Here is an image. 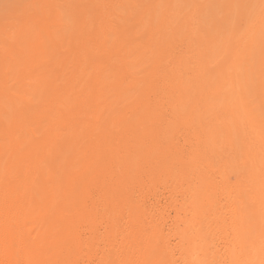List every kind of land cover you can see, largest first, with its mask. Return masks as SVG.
<instances>
[{
  "label": "bare ground",
  "instance_id": "obj_1",
  "mask_svg": "<svg viewBox=\"0 0 264 264\" xmlns=\"http://www.w3.org/2000/svg\"><path fill=\"white\" fill-rule=\"evenodd\" d=\"M76 1L68 10L79 9ZM82 12L59 33L51 22L40 32L22 25L0 52V264H264V128L245 104L227 111L243 118L233 125L245 148L219 158L216 171L214 148L201 140L207 132L174 113L195 72L183 58L201 60L194 43L167 71L176 52L163 26L144 50L155 55L149 71H137V51L111 30L119 14L88 23ZM201 106L204 115L212 111ZM169 128L176 137L167 138ZM65 148L80 156L75 173L55 164ZM236 166L244 172L231 171Z\"/></svg>",
  "mask_w": 264,
  "mask_h": 264
},
{
  "label": "rangeland",
  "instance_id": "obj_2",
  "mask_svg": "<svg viewBox=\"0 0 264 264\" xmlns=\"http://www.w3.org/2000/svg\"><path fill=\"white\" fill-rule=\"evenodd\" d=\"M42 1L43 4H41ZM74 2L73 0H0V52L12 48V45L15 43L14 41H16V32L24 25H26L28 29H37L40 32L45 25L41 24V22H51L49 28H54L56 32L59 33V30L64 31L61 27L64 26L63 28H67L68 23L71 24L74 22V19L69 18V15L73 12L77 13L80 9H82L83 12L85 11L83 17L88 19V23L90 19L98 18V15L100 17L106 13L108 15L111 12H115L114 14H119L121 18L117 20V24L111 28L112 33L116 34V37L121 35L119 41L122 44L125 43L124 45L128 47L129 50H133V52L137 51V54L136 52V55L134 54V60L136 63L138 61L140 63H133L134 69L138 71L140 66H142L144 70L149 71L151 67L150 64L154 62L155 55L151 52L149 54L148 52L145 53L144 50L149 48L151 44L150 40L157 39V36L162 33L161 28L167 26V30H165L166 33H163L167 34V47L169 49L175 48L176 52L172 57H167V61H169L167 62V71L171 69L170 72H173L175 70L178 57L181 54L180 50L183 48L186 50L190 42L194 43L193 48H197V52L199 56H201L199 63L194 61V57H192L194 53H192L188 59L187 57L183 58L186 63V69H189L188 73L192 74V72L195 71L196 74L194 72L192 76L188 75L191 88L189 91H184V94L182 93V101L179 100L180 103L176 105L179 112L174 110V113H180L181 116H183L184 126H189V128H191L192 123L197 126L198 131L199 128H202L207 132L201 140L207 141L208 144H211V147L214 148V159L215 163H217L216 171H220L222 168V164L218 163L219 158L228 157L231 159L234 155L232 159H235L237 155L243 154L245 148L244 146L242 149L240 136L233 125V121L235 120H239L242 125L243 118L236 117V119H234L233 115L230 116L227 111L233 112L236 108L240 110L241 106L245 104L247 115L251 116V119L253 116L255 119L252 121L264 128V0H112V2H109V0H77L75 5L79 9L76 10L74 7L73 9L75 11L71 9L68 10L70 4L73 3L74 5ZM79 2L81 4H79ZM54 3H56V5ZM110 3H114V6L112 4L110 5ZM49 4L52 7L48 6ZM51 10L52 12L54 11L55 14L52 13ZM53 14L55 15L54 17ZM65 17L68 20H66ZM91 27L95 28V25ZM91 30L93 29L91 28ZM152 30L154 31L152 32ZM96 31L97 32L94 31L96 37L101 35L99 29ZM154 34L155 38L153 37ZM32 36L35 35L31 33L30 39H32ZM43 37L44 39H42ZM116 37L112 36L114 41ZM250 38L252 39V44L250 43L249 45L248 43L250 41H248V45H245V47L243 45V39L247 41ZM38 39L47 47L46 49L49 52L48 56L54 55L46 35L41 34ZM257 53H259V55ZM4 62L9 64L10 57ZM1 64L2 60L0 56V67ZM172 66L173 68H171ZM56 67L57 65L54 64L53 68L56 69ZM194 75L196 78L192 79ZM202 75H204V77ZM18 76L19 75H14V73L9 75L8 84H13L14 79ZM196 79H199L204 86L196 88L195 85L198 83ZM239 80L242 83H240ZM113 81H115V78ZM214 81L215 83H213ZM217 82L219 84H217ZM259 96L261 98H259ZM209 98H212L210 102ZM201 102L211 105L209 108H211L212 111L204 115L202 112L203 108H200V105L203 106ZM188 109L190 111H188ZM224 110H226L225 113H227L229 117L227 120L230 126L229 133L227 122L223 124L224 117L221 115ZM192 116L194 118H192ZM6 119L9 120L8 114L6 115ZM218 121H220V123ZM172 136L176 137L173 135L171 128L167 129V138H172ZM188 140H191V138ZM227 141L231 142L227 143ZM231 144L233 145V149L230 148ZM60 154V158L55 160V164L58 166L59 171H61V167L64 168L63 170H66V173H75L80 169L82 163L79 155L74 154V152L72 153V150L67 148ZM231 171L237 173V175L244 172V170H239L238 166H236L235 169H231ZM58 174L61 175L60 172H58ZM214 176H216V181L220 180L219 174L215 173ZM59 180L60 178L56 181L59 182ZM168 198L166 201H162L164 206L170 205L168 204L170 203V198ZM152 202H155V199H152ZM168 209L167 212L170 220L168 225H171V219H173L176 214L170 206Z\"/></svg>",
  "mask_w": 264,
  "mask_h": 264
}]
</instances>
